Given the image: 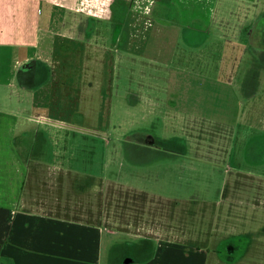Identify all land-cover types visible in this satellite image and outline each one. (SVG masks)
<instances>
[{
	"label": "rangeland",
	"instance_id": "1",
	"mask_svg": "<svg viewBox=\"0 0 264 264\" xmlns=\"http://www.w3.org/2000/svg\"><path fill=\"white\" fill-rule=\"evenodd\" d=\"M123 1L116 3L118 16L90 20L96 26L92 39L102 46L101 61L78 64L80 71H86L82 85L70 91L62 117L54 110V118L67 124L63 129L37 125L35 152L71 158L74 171L66 182L73 197L70 209L81 205L84 210L88 205L92 210L82 193L85 186L103 191L100 202L110 212L135 214L138 207L122 196L124 188L132 190L135 185L151 203H164L163 216L178 204L172 225L197 233L203 228L213 231L211 240L220 253L210 264H264V160L259 159L264 156V39L257 45L253 37L248 39L250 30L257 28L256 38L264 28V0H218L213 32L196 33L190 47L181 36L168 48L167 60L176 59L169 67H176L179 57L190 56L206 65V90L196 97L197 110L211 117L206 128L191 126L195 121L190 116L174 110L172 88L163 93L167 62L149 57V44L141 47L146 31L159 21L157 10L155 17L141 12L146 20L138 31L135 27L132 41L127 37L131 11L125 15L128 7ZM135 22H139L136 16ZM65 65L70 71L69 61ZM158 73L163 77L160 81L154 80ZM159 94L166 96L158 104ZM57 104L63 105L53 102L52 108L59 109ZM155 137L162 142L160 154L135 149L129 141ZM19 144L22 154L34 151L33 141L28 145L23 139ZM86 173L101 180L91 181ZM104 175L125 186L113 187L123 202L105 201ZM199 241H206L205 236Z\"/></svg>",
	"mask_w": 264,
	"mask_h": 264
},
{
	"label": "crops",
	"instance_id": "2",
	"mask_svg": "<svg viewBox=\"0 0 264 264\" xmlns=\"http://www.w3.org/2000/svg\"><path fill=\"white\" fill-rule=\"evenodd\" d=\"M117 1L0 0V264H210L212 257L220 253L212 243L211 229L203 228L197 233L192 228L184 231L172 225L178 204L163 216L160 209L164 210L161 205L164 203H151L147 194L138 192L135 185H131L132 190L126 189L118 179L107 175L102 176L108 181L105 201L123 202L113 187L124 186L122 196L127 198L125 202L138 207L134 208L135 214L129 210L110 212L100 202L103 191L85 186H81L82 193L87 194L92 210L88 205L84 210L81 205L77 206L79 209H70L73 197L66 182L73 170L71 158L35 152L37 125L65 128L66 120L55 119L54 113L62 117L63 107L69 105L70 91L76 92L82 85L86 71H80L78 64L98 63L102 58L101 44L92 39L96 26L90 20L118 16ZM246 1L251 0H243ZM123 3L128 7L125 15L131 11L134 23L128 26L127 37L132 41L135 27L138 31L145 19L141 12H152L154 16L157 10L155 19L159 21L156 25H144L152 27L146 31L149 34L141 47L149 44V57L167 62L163 93L172 88L174 110L190 116L195 121L191 126L206 128L211 117L196 108V97L206 90L205 63L197 57H179L177 66L169 67V62L176 63V59L167 60V54L171 43H179L181 36L187 39L183 44L190 47L194 41L191 37H196V33L214 31L218 0H124ZM62 10L65 11L59 12ZM66 12L72 13V17ZM135 16L139 22H135ZM256 29L250 30L247 37H253L257 45L264 39V28L254 38ZM154 33L157 35L151 37ZM161 53L167 55L161 56L165 60L159 56ZM68 61L70 71V66L65 65ZM162 78L159 73L154 75V80ZM155 87L160 89L159 84ZM162 95H158V104ZM53 102L63 105L57 104L60 108L53 109ZM84 110L81 112L85 114ZM23 139L28 145L33 141L32 153L22 154L19 143ZM129 141L135 149L157 154L162 150V142L156 137ZM259 159L264 160V156ZM85 175L91 181H96V177L101 180L94 173ZM137 194L140 202L136 200ZM204 236L206 241L200 242Z\"/></svg>",
	"mask_w": 264,
	"mask_h": 264
},
{
	"label": "flooded vegetation",
	"instance_id": "3",
	"mask_svg": "<svg viewBox=\"0 0 264 264\" xmlns=\"http://www.w3.org/2000/svg\"><path fill=\"white\" fill-rule=\"evenodd\" d=\"M149 139V138H148Z\"/></svg>",
	"mask_w": 264,
	"mask_h": 264
}]
</instances>
